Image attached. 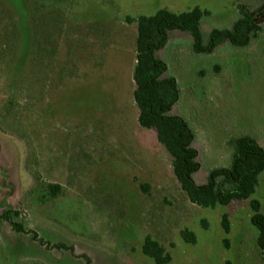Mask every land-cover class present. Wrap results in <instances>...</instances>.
Returning <instances> with one entry per match:
<instances>
[{"label": "rangeland", "instance_id": "374dc122", "mask_svg": "<svg viewBox=\"0 0 264 264\" xmlns=\"http://www.w3.org/2000/svg\"><path fill=\"white\" fill-rule=\"evenodd\" d=\"M59 2L0 0V216L20 211L31 232L0 218V264H155L143 253L147 235L168 264H264L251 223L253 200L264 212V173L249 200L190 201L157 133L138 122L137 24L127 22L200 7L204 45L244 12L262 24L245 48L199 54L189 32L172 31L157 54L179 85L172 114L193 130L195 180L205 184L231 165L237 138L264 148V0ZM49 185L60 186L56 198Z\"/></svg>", "mask_w": 264, "mask_h": 264}, {"label": "trees", "instance_id": "16d2710c", "mask_svg": "<svg viewBox=\"0 0 264 264\" xmlns=\"http://www.w3.org/2000/svg\"><path fill=\"white\" fill-rule=\"evenodd\" d=\"M208 14L200 7L183 13L160 9L153 16L127 18V22L137 24L133 96L139 111L138 122L142 128L157 133L159 143L172 158L174 175L190 201L199 207L216 208L229 206L234 201H246L255 195L260 176L264 173V148L254 137L237 138L234 141L231 165L213 170L207 183L198 184L195 175L201 166L198 150L194 147L193 130L182 117L172 114L180 98V88L176 79L167 75L168 66L157 54L167 46L172 31L189 32L194 51L211 54L224 44L237 48L248 47L259 36L263 27L248 12H244L231 29L213 30L209 42L204 45L200 22ZM48 189L47 196L56 198L61 188L58 185H49ZM252 208L251 223L259 232L257 244L264 260V212L257 200L252 201ZM20 216V211L6 209L0 218L9 223L17 233H31L19 220ZM223 227L229 232L226 216L223 218ZM182 235L187 242H195L192 233L184 231ZM33 237L38 239L36 234ZM42 244L44 245L43 242ZM56 247L65 248L63 245ZM143 253L155 264H168L172 260L166 248L150 235L145 238Z\"/></svg>", "mask_w": 264, "mask_h": 264}]
</instances>
